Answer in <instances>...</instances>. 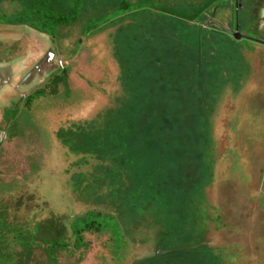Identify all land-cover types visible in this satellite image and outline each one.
<instances>
[{
	"label": "rangeland",
	"instance_id": "1",
	"mask_svg": "<svg viewBox=\"0 0 264 264\" xmlns=\"http://www.w3.org/2000/svg\"><path fill=\"white\" fill-rule=\"evenodd\" d=\"M22 5L0 0V212L21 226L94 212L120 228L84 233L59 264H264V0H83L55 39L16 28ZM130 107L146 115L134 167L118 131ZM161 108L183 127L168 176L146 135ZM60 130L113 147L78 154ZM146 168L162 170L161 203L130 195Z\"/></svg>",
	"mask_w": 264,
	"mask_h": 264
},
{
	"label": "trees",
	"instance_id": "2",
	"mask_svg": "<svg viewBox=\"0 0 264 264\" xmlns=\"http://www.w3.org/2000/svg\"><path fill=\"white\" fill-rule=\"evenodd\" d=\"M83 0H23L21 9L14 14L16 23L32 30L41 32L51 39H55L58 28L73 24L82 9ZM127 4L122 9H126ZM124 11L121 15L126 14ZM103 24H90L85 28V33H90L102 28ZM65 72L62 70V73ZM55 79V78H54ZM162 103V100H158ZM163 104V103H162ZM129 115L120 123L118 131L124 136L123 153L124 162L129 166H135L137 155V146L134 143L136 139V129L145 123L146 115L138 113L133 107L126 109ZM161 108V113L156 117V121L150 124L156 131L146 134L147 136L157 137L154 149H161L166 153L165 161H171L166 168V175L177 167L179 162L177 156L181 153L183 145V127L179 124L181 117L171 119L167 118L168 111ZM152 111V110H150ZM158 138H164L163 140ZM57 139L65 145H69L73 151L84 155H101L106 150V145L113 147L97 137H92L84 133L67 134L66 131L60 130L57 133ZM160 141V143H159ZM140 143V142H139ZM184 147V146H183ZM110 149L108 148L107 151ZM120 153L122 151H119ZM128 154V156L125 155ZM164 160L161 162L163 163ZM176 165V166H175ZM159 171L146 168L145 180L142 184H136L137 190L131 189L130 195L137 194L138 197L152 193L155 202H163V197H167V191L160 189V180L162 175L161 168ZM152 173V176L149 175ZM147 184L148 188L143 186ZM135 201V200H133ZM135 203V202H132ZM108 230L120 234V228L115 221L108 216L99 213L87 212L81 217H75L70 223H63L60 218L51 216L32 226H21L16 221L8 218L7 212H0V264H41L36 261L37 251H42L45 261L44 264H59L58 255L65 253L73 256L79 246L83 244L82 235L91 231ZM72 240V243H71Z\"/></svg>",
	"mask_w": 264,
	"mask_h": 264
},
{
	"label": "crops",
	"instance_id": "3",
	"mask_svg": "<svg viewBox=\"0 0 264 264\" xmlns=\"http://www.w3.org/2000/svg\"><path fill=\"white\" fill-rule=\"evenodd\" d=\"M18 29H20L23 33H27L29 31V29L26 26H20V27H16ZM28 30V31H27ZM27 31V32H26ZM22 36V34H20ZM21 39V38H19ZM3 40L0 41V88L3 86V82L5 83L6 80V74L9 72H12V68L10 66V60L12 59V56L8 53H6L4 47V41Z\"/></svg>",
	"mask_w": 264,
	"mask_h": 264
},
{
	"label": "water",
	"instance_id": "4",
	"mask_svg": "<svg viewBox=\"0 0 264 264\" xmlns=\"http://www.w3.org/2000/svg\"><path fill=\"white\" fill-rule=\"evenodd\" d=\"M237 35H238V34H235V35H234V38H235V39H237V38H238V37H237Z\"/></svg>",
	"mask_w": 264,
	"mask_h": 264
}]
</instances>
